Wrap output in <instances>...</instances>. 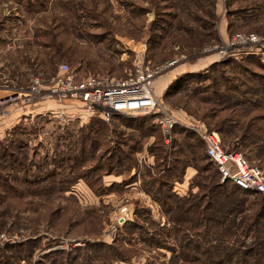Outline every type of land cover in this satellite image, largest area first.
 I'll return each instance as SVG.
<instances>
[{"label": "rangeland", "instance_id": "1", "mask_svg": "<svg viewBox=\"0 0 264 264\" xmlns=\"http://www.w3.org/2000/svg\"><path fill=\"white\" fill-rule=\"evenodd\" d=\"M40 1L37 12L33 13L26 10V3L19 6L14 0H0L3 4L0 8V97L26 88L34 78L49 82L57 76L61 65H67L77 78H124L144 65L160 70L155 82L160 109L171 112L181 123L165 141L158 127V132L143 139L132 134L129 123L88 111L79 102L66 103L65 119L56 117L53 111L58 107L51 102L10 109L7 117L0 118V143L5 146L12 142V150L21 147L18 158H24V154L36 161L42 157H58L61 147L67 145L70 149L85 136L96 148L76 154L82 158L97 157L102 170L93 175L95 181L90 186L86 180H76V176L70 180L68 190L61 193L54 189L38 194L45 187L21 186L20 180L14 182V191H17L13 193L0 184V190L4 191L0 195V233L10 239L0 245V264H170V258L175 255L173 248L178 251L177 238L162 240L159 238L162 232L154 230L157 227L152 225L163 224L165 213L144 191L141 177L153 174L161 177L176 159L183 160L173 146L179 141L182 143L184 131L197 136L195 144L199 140L203 142V133L218 134L213 128L217 119H212L217 112L210 117L206 115L210 105L203 97L215 91L232 94L238 90L243 100L258 96L260 105L253 107L264 109V85L260 83L264 72L250 59L242 65L249 74H241L234 70L236 65L227 63L237 58L240 62L245 54L262 55L264 44L231 46V43L236 35H254L264 40V0H213L208 11L213 17L204 15L213 23L211 29L202 28V22L189 9L178 18L180 21L172 30L168 26L170 18L165 17L153 31H150L155 20L153 12L140 19L129 14L120 0H81L84 9L96 17L81 19L79 23L68 16L74 11L76 0H67V15L59 1ZM63 17L69 18L66 21L70 29L67 32L72 33L69 36L62 35L63 26L57 25ZM198 39L203 40L200 43ZM60 42H64L58 48L62 50L60 56L51 61L46 54L52 49H44L43 43L58 45ZM220 62L223 64L215 66ZM191 73L201 78L188 79ZM218 73L227 75L225 80H237L236 85L230 87L225 80L215 79ZM247 88L251 89L246 91ZM145 117L156 125L153 116L135 118ZM190 143L194 144L193 138ZM18 144L20 147H16ZM112 145H120L116 149L123 153L116 161L111 156ZM125 145L134 146L132 157ZM160 146L168 153V166L162 173L155 170L160 163L157 158L164 155L158 151ZM126 157L134 165L131 170L123 167ZM251 163L258 164L253 160ZM3 164L0 161V170ZM112 165L116 173L104 172ZM194 174V168L186 170L178 191L174 190L179 193L176 194L183 196L188 179ZM203 174L211 176L212 171ZM27 188L31 191L27 192ZM135 207L146 208L145 221H142L153 234L150 241L142 242L135 234L132 236L136 231L124 225L127 221L135 222L138 217Z\"/></svg>", "mask_w": 264, "mask_h": 264}, {"label": "trees", "instance_id": "2", "mask_svg": "<svg viewBox=\"0 0 264 264\" xmlns=\"http://www.w3.org/2000/svg\"><path fill=\"white\" fill-rule=\"evenodd\" d=\"M14 1L19 6L26 3V10L29 12L32 10L33 13L37 12L36 6L42 3L40 0ZM57 1L60 2L59 4L65 9L67 15L66 8L69 5L67 0ZM119 2L129 11V14L140 19L144 18L148 12H153L155 20L151 23L150 31H153L158 22L161 23L165 17L170 18L168 26H171L170 29L172 30L174 25L179 23L178 18L189 12V9H192L191 11L197 21L202 22V28L211 29L213 27V23L207 19L213 17L208 12L213 6V0H120ZM73 6L74 11L68 15L71 17L70 20L79 23L81 19L96 17L91 15L92 12L84 9L81 0L74 1ZM205 13H208L207 16ZM59 20L60 23L57 25L63 26L60 33L68 36L72 34L67 32L70 30L66 24L69 18L67 20L66 17H63ZM174 21L177 22L174 23ZM202 40L198 39L197 42L201 43ZM63 43L60 42L58 45L56 43H43L44 49H52L50 53L46 54L51 61L60 56L62 50L58 48ZM63 56L70 59V56L66 54ZM261 56L264 54H245V59L242 61L237 62V58L228 60L227 63L236 65L234 70L240 71L241 74H249L243 66L252 60L254 65L264 72V58ZM221 64L223 63H216L215 66ZM189 75L191 76H187L188 79L201 78V75L198 74L191 73ZM214 78L223 81L227 75L218 73ZM206 80L212 82L211 78L206 77ZM224 83L231 87L236 85L237 80H225ZM260 83L264 85V78H262V82L260 80ZM190 87V85L187 86V88ZM243 87L246 88L247 86L243 85ZM224 89L227 87L224 86ZM249 89L251 88H247L246 91ZM238 93H240L238 90L232 94H225V91H215L213 95L203 97L210 105L209 110H206V115L210 117L211 114L217 112V116L212 117L213 121L214 118L217 119L213 122V128L220 136L222 149L226 152L241 154L246 162L257 166L264 174V109L253 107L260 105L258 96L243 100ZM220 113L225 114V116L221 117ZM106 116L110 119H120L124 123H129L132 125L130 127L132 134L143 139H146L150 134H155L153 132L158 129L162 135L160 127L153 124L149 117L127 118L117 114H106ZM135 128L138 130H134ZM176 128V126L173 128V133ZM187 133L186 131L183 132L182 143L179 141L178 145L173 146L178 156L183 157V160L176 159L173 162L174 165L161 177L155 174L141 177L142 188L158 206L163 208L165 213L163 224L160 222L152 225L157 227L154 230L162 232L161 237L159 236L162 240L166 239L165 241H167L168 237L169 239L170 237L177 238L175 246L178 251L173 248L175 255L170 258V264H264V195L241 189L230 181L221 183L217 168L206 155L205 142L199 140V143L195 144L197 136ZM187 135L191 137L189 138ZM192 138L194 144L190 143ZM180 144L181 146H179ZM10 146H12V142L9 145L5 144V146L0 143V161L5 163L2 166L3 169L0 170V184L5 188H10L13 193L17 191H14L15 186L13 184L18 180H20L18 183L21 186L37 184L39 187H45L46 190H40L41 192L38 194L52 192L54 189L58 193L66 192L72 183L70 180L76 176V180H86L90 186V182L95 181L92 179L93 175H97L96 173L102 170V165L97 157L90 159L85 156L82 158L76 154H85L88 149L96 148V145L88 141L85 136L78 141L76 146L73 144L70 149L67 148V145L61 147L58 150L60 151L58 157L55 156L51 159L42 157L39 161L29 159V156L27 155V158L25 154L24 158H18V153L22 151V148L18 144L16 147H20V149L12 150ZM119 146L112 145L113 153L111 156L115 161L118 157L123 156V153L116 149ZM125 147L132 157V153L134 154L135 151L134 146L125 145ZM162 147L160 146L158 151L163 152L164 155L161 156L162 158H157L160 163L155 166V170L158 169L157 171L160 173L168 166L166 159L168 153ZM187 159L191 164L188 163ZM25 160H27L26 163H24ZM252 160L253 162L257 161L258 164L251 163ZM124 162L123 167L128 166L125 169L134 168L129 157H126ZM189 167L194 168L196 174L188 179L187 191L183 196H179V193L176 192L178 193L176 194L174 190L178 191V184L183 182L182 178ZM209 170L212 171V175L204 176L203 172ZM115 171L116 168L112 165L107 166L104 172L113 174L116 173ZM174 175H182V177ZM49 180L56 182L50 183ZM195 188L197 189L196 192L193 191ZM29 191L31 189L27 188V192ZM3 194L4 191L0 190V195ZM145 213L146 208L135 207V214L139 219L136 217L135 222L127 221L124 224L129 227L132 226L133 228L130 230L136 231L132 236L135 234L142 242L150 241L153 237V234L147 230L142 221V219L145 221ZM77 259L79 256L76 257Z\"/></svg>", "mask_w": 264, "mask_h": 264}, {"label": "built area", "instance_id": "3", "mask_svg": "<svg viewBox=\"0 0 264 264\" xmlns=\"http://www.w3.org/2000/svg\"><path fill=\"white\" fill-rule=\"evenodd\" d=\"M262 42L264 40L254 35H236L232 38L231 46L238 43L264 44ZM58 71L57 76L49 82L34 78L26 88H19L12 92V95L0 97V118L7 117L9 110L13 108L25 105L33 107L36 104L51 102L58 107L53 111L56 117L65 119L66 103L79 102L88 111L100 112L103 115L117 114L128 118L153 116L165 141L170 139L173 128L181 123L171 112L160 109L155 94L159 69L152 70L143 65L124 78H77L67 65L59 66ZM95 107H99L101 111L95 110ZM71 112L75 110L71 109ZM202 139L205 142L206 155L217 168L221 183L230 181L241 189L264 195V174L257 166L246 162L240 154L224 151L216 132L203 133ZM9 240L4 233H0V245Z\"/></svg>", "mask_w": 264, "mask_h": 264}, {"label": "water", "instance_id": "4", "mask_svg": "<svg viewBox=\"0 0 264 264\" xmlns=\"http://www.w3.org/2000/svg\"><path fill=\"white\" fill-rule=\"evenodd\" d=\"M95 110L97 111H101V109L99 107H95Z\"/></svg>", "mask_w": 264, "mask_h": 264}, {"label": "crops", "instance_id": "5", "mask_svg": "<svg viewBox=\"0 0 264 264\" xmlns=\"http://www.w3.org/2000/svg\"><path fill=\"white\" fill-rule=\"evenodd\" d=\"M3 6V4H0V8Z\"/></svg>", "mask_w": 264, "mask_h": 264}]
</instances>
